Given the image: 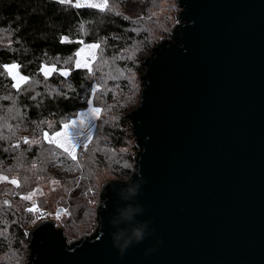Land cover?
<instances>
[{
	"label": "water",
	"instance_id": "1",
	"mask_svg": "<svg viewBox=\"0 0 264 264\" xmlns=\"http://www.w3.org/2000/svg\"><path fill=\"white\" fill-rule=\"evenodd\" d=\"M177 2L128 112L134 171L102 185L92 233L28 230L30 264H264V0ZM141 178L138 197L122 190ZM126 205L149 222L130 247L115 241Z\"/></svg>",
	"mask_w": 264,
	"mask_h": 264
},
{
	"label": "trees",
	"instance_id": "2",
	"mask_svg": "<svg viewBox=\"0 0 264 264\" xmlns=\"http://www.w3.org/2000/svg\"><path fill=\"white\" fill-rule=\"evenodd\" d=\"M160 1L109 0L102 8L77 7L76 0H0V176L8 178L0 181V264H30L27 231L36 221L26 211L32 200L23 197L41 184L54 180L64 186L58 203L68 209L65 232H73L69 226L76 231L92 218L98 221L101 175L125 180L134 171L128 112L140 102L143 61L171 35L168 17L156 20L152 11ZM133 3L141 5L135 15L127 9ZM84 44L99 46L92 68L77 66ZM13 64L28 77L18 88L4 68ZM45 66L56 70L45 76ZM91 98L101 119L93 144L74 160L43 134L86 109ZM76 187L83 191L71 193Z\"/></svg>",
	"mask_w": 264,
	"mask_h": 264
},
{
	"label": "rangeland",
	"instance_id": "3",
	"mask_svg": "<svg viewBox=\"0 0 264 264\" xmlns=\"http://www.w3.org/2000/svg\"><path fill=\"white\" fill-rule=\"evenodd\" d=\"M107 0V4H109ZM77 3H88V4H98L102 5L105 3V0H76ZM128 11L130 14L135 15L138 14L141 11V5L137 3H133L132 5L127 7ZM181 10V7L178 6L177 0H161L160 3L155 7L152 8V11H154V14L156 15V20L159 18H166L168 17V21L171 23L168 25L169 30L171 32V28L173 25H175L178 22L177 18V13ZM92 45L89 44H84L81 49L78 52V57L77 60L79 61V64L82 66H87L88 68H92V65L95 61V57L97 54L98 47H91ZM13 73L16 74V70H13ZM19 76H22L19 72L17 74V80L19 79ZM16 80V81H17ZM98 87H94L96 90ZM100 108L98 105L95 104V101L93 98H91L89 106L84 109L79 111L78 113L72 115L68 119L64 120L61 124V127L57 130H52V126H49L48 129H45L44 131V138H45V133H47L48 137H54L55 133L57 132H64V124L65 123H70L72 120H83V132L82 134L77 138V140L72 141V143L76 144V147L74 149V154L76 157L80 155V153L84 152L86 148L91 146L93 144V139L95 138V133L97 130V127L99 125L101 115L100 113L96 116H90L88 115L93 108ZM85 113L84 117H81L80 114ZM89 121H91V124H89ZM69 133V138L71 137L72 133L75 131V129H68L67 130ZM86 136H89V139H85ZM57 140H64V137H56ZM47 140V139H46ZM87 143V147H84V144ZM133 143L135 144V148H132L131 155H135L136 151L138 150V146L135 143V140L133 139ZM123 151V150H121ZM115 154L116 152L113 151ZM113 153L111 156H113ZM120 153V152H119ZM101 179L103 180L101 186L108 180L111 179H116L111 173L107 172L105 175H101ZM64 190V186L61 185L59 181H50L41 184V187L36 190L35 195L32 196V204L28 206L27 212L31 214L32 218L36 221L35 223L39 222L40 220L44 218H48L51 220L55 221V224L57 227H63V231L66 235H70L71 233L73 234V238H69V241L79 238L84 234H90L94 231V229L97 227V221H94V218H92L89 222H87L85 225L81 224L79 228L75 231V228L72 226H69L68 229H72L73 232L71 231H66L65 229L67 228L65 226V220L68 217V209L63 208L62 205H65L63 202L58 203V200H60L61 197V191ZM71 193H81L82 190H78V187L73 189ZM94 192L97 191H91L89 194H94ZM70 193V194H71ZM43 195V196H42ZM46 198V200L44 199ZM67 201L71 200L69 198V195L66 196ZM8 197H5L7 199ZM82 198H87L86 195L82 196ZM8 200H10L8 198ZM10 202V201H9ZM95 205V200L91 201V206ZM35 206L36 210L35 211H29L28 209L33 208ZM59 214V218H57V215ZM64 225V226H63ZM66 227V228H65ZM67 236V235H66ZM2 257V256H1ZM0 257V258H1ZM9 258V257H8ZM1 261V260H0ZM10 261V258H9Z\"/></svg>",
	"mask_w": 264,
	"mask_h": 264
},
{
	"label": "snow or ice",
	"instance_id": "4",
	"mask_svg": "<svg viewBox=\"0 0 264 264\" xmlns=\"http://www.w3.org/2000/svg\"><path fill=\"white\" fill-rule=\"evenodd\" d=\"M59 2L64 3L66 2V0H59ZM75 6L80 7L82 5H80L79 3H77ZM89 6L92 7H102V8H106L107 7V0H105V3L102 5H98V4H91ZM65 40H67V37L64 38ZM91 47H99L98 45H92ZM77 66H79V61L76 62ZM19 65L13 64V65H5L4 68L6 71H8L9 75H12V78L14 80H17V74H18V70H19ZM13 70H16V74L13 73ZM44 71L45 76L48 75L49 71H55V66H53L51 69H48L47 66H45V69H42ZM64 75H67L66 72L62 73ZM23 82V83H27L28 82V77L26 76H19V79L17 80V83L13 85V87H19V84ZM101 112L100 108H93L91 109L90 113L88 115L90 116H96ZM81 117L85 116V113H81L80 114ZM89 124H91V121H89ZM83 120H72L70 123H65L64 124V132H57L55 133L54 137H48L47 133H45V139L48 140L49 143H56L58 147L62 148L63 151L65 153H68L69 155H71L72 159H76V155L74 154V149L76 147L75 143H72V141L77 140V138L82 134L83 132ZM68 129H75V131L72 133L71 137L69 138V133H68ZM56 137H64V140H57ZM85 139H89V136H86ZM24 142L25 143H29L27 138H24ZM14 147H18V145L14 146ZM84 147H87V143L84 144ZM8 178L6 176H0V181L3 180H7ZM11 183L16 184L17 186H19L18 181L16 180H12ZM35 195V193H31L28 196L23 197V199H32V196ZM5 204H7L8 202L5 201ZM29 211H35L36 208L35 206H33V208L28 209ZM57 218H59V214L57 215Z\"/></svg>",
	"mask_w": 264,
	"mask_h": 264
},
{
	"label": "clouds",
	"instance_id": "5",
	"mask_svg": "<svg viewBox=\"0 0 264 264\" xmlns=\"http://www.w3.org/2000/svg\"><path fill=\"white\" fill-rule=\"evenodd\" d=\"M141 178L138 181H134L133 183L122 187V190H127L130 196H137L140 194L141 185L144 183ZM144 212L143 206L135 207V206H125V209L121 212V215L124 217L126 221L130 223V232L128 229H121L120 235L115 237V241L117 243L123 242L126 246H131L133 243L143 242L149 234V222H142L136 219L137 215H141ZM110 225L112 221H109ZM127 233V235H125ZM152 235V232H151ZM115 245V244H114ZM122 252L124 249L119 248ZM153 249H149L148 251H152Z\"/></svg>",
	"mask_w": 264,
	"mask_h": 264
},
{
	"label": "built area",
	"instance_id": "6",
	"mask_svg": "<svg viewBox=\"0 0 264 264\" xmlns=\"http://www.w3.org/2000/svg\"><path fill=\"white\" fill-rule=\"evenodd\" d=\"M171 36V35H170ZM169 37V36H168ZM136 155H137V151H136V154L134 155V157H136ZM80 238V237H79ZM77 239V238H76ZM74 240V239H73Z\"/></svg>",
	"mask_w": 264,
	"mask_h": 264
},
{
	"label": "bare ground",
	"instance_id": "7",
	"mask_svg": "<svg viewBox=\"0 0 264 264\" xmlns=\"http://www.w3.org/2000/svg\"><path fill=\"white\" fill-rule=\"evenodd\" d=\"M29 234H30V232H29Z\"/></svg>",
	"mask_w": 264,
	"mask_h": 264
}]
</instances>
